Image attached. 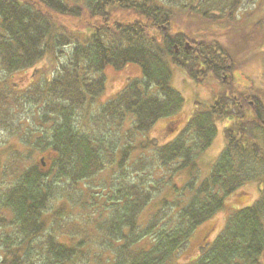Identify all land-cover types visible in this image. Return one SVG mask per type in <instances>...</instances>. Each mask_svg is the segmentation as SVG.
<instances>
[{
  "label": "trees",
  "instance_id": "obj_1",
  "mask_svg": "<svg viewBox=\"0 0 264 264\" xmlns=\"http://www.w3.org/2000/svg\"><path fill=\"white\" fill-rule=\"evenodd\" d=\"M187 1L0 0V70L7 75L0 80V172L9 182L0 193V264H171L249 180H258L260 199L232 213L191 264H264V148L249 135V126L264 135V100L237 90L236 61L219 41L173 27L181 13L229 21L245 0L226 2L221 16L200 12L210 0ZM42 62L49 76L37 79ZM173 66L194 79L212 75L222 90L175 140L157 146L147 135L159 120L164 137L185 121ZM107 68L138 74L84 124L79 116L105 92ZM31 69L25 86L10 79ZM233 116L239 120L226 128L224 150L197 187L195 179L178 186L177 175H127L136 151L131 173L153 160L170 172L195 167L217 134L214 119ZM122 142L119 175L97 185ZM163 192L160 208L146 217ZM102 199L104 210L92 218Z\"/></svg>",
  "mask_w": 264,
  "mask_h": 264
},
{
  "label": "rangeland",
  "instance_id": "obj_2",
  "mask_svg": "<svg viewBox=\"0 0 264 264\" xmlns=\"http://www.w3.org/2000/svg\"><path fill=\"white\" fill-rule=\"evenodd\" d=\"M230 0H210V3H206L203 7H199L200 12L205 10H210V15L221 16L225 13L226 4ZM185 2H188L185 0ZM227 2V3H226ZM264 3L262 0H245L238 12L235 14V18L226 21L225 19L218 23L215 19L209 20L203 16L192 15L190 18L178 15L177 22L173 27L176 31H182L188 33L193 31V34H197L200 37L209 40H217L222 46L228 50L236 61L237 68L234 71L235 77L237 79V90L240 91H251L261 96L264 100ZM176 21V19H175ZM229 22V23H227ZM227 23V24H226ZM188 45L191 46L190 42ZM37 79L44 78L48 74V71L44 70L43 62L37 66ZM34 70H23L13 74L10 79L17 83L18 85L25 86L31 82L32 74ZM47 72V74L45 73ZM204 73V69H202ZM138 74V71L134 72V76ZM106 77V90L97 100L88 102L87 106L81 112L79 119L85 124L87 118L91 115L96 114L100 109V105H103L112 99H114L117 93L122 90L133 78L129 72H118L112 68H107L104 71ZM5 75L0 70V80L4 79ZM141 75L139 76V78ZM171 85L176 90H178L184 97L185 104L182 111L178 116H184L185 121L178 125V130L169 132L165 137L162 136L164 132V119L159 120L151 132L147 135L153 137L157 140V146H162L165 143L175 140L182 130L185 128L188 121L193 116L195 110L201 109L206 110L213 103L214 98L222 90L221 83L214 78L212 75L201 76L197 75V79L190 77L185 74L180 68L173 66V77L171 80ZM133 115H129L126 120L123 129L128 130L131 128L133 123ZM238 117H225V118H215V124L217 126V134L213 140L212 145L197 155L195 159V167H187L186 169L179 172H170L167 168H163L160 163L153 160L151 166L144 170L143 172L131 173L130 165L134 162L135 156L140 154V151L132 152L130 159L125 163V168H127V175H153L154 178H159L160 175H177L174 178V183L178 186H184L188 181L195 179L197 187L205 178L208 177L213 165L217 161L221 152L226 146L225 130L230 127L233 123L238 122ZM177 124V123H176ZM176 124L174 128L176 127ZM254 128L249 126V135L252 139L258 141L262 144L264 148V135L260 131L255 129V135H253ZM146 136V137H147ZM145 137V138H146ZM139 137L137 141L145 139ZM135 141V144H137ZM124 142L116 147L115 159L111 165L107 166L98 176L94 179V182L103 186L108 181L109 175H114L116 177L119 175V170L117 167V161L120 157V150ZM151 149L155 146L151 145ZM148 155H152L148 153ZM0 160L3 158L0 156ZM0 193L9 183L6 175H1L0 172ZM243 192L248 194H243L240 198L232 195L225 199L224 208L219 211L215 216L200 224L188 242L183 245V247L178 251L175 261L171 264H191L196 262L202 252L207 249L215 240V238L223 230L229 216L237 210L254 205L261 197V192L258 187V180H249L241 188ZM167 189L165 192H168ZM163 192L161 195L157 196L151 203V205L146 208L144 215L149 216L156 209H159L161 200L164 197ZM103 200H98L100 207L91 208L90 212L95 209L97 214L92 216V218L98 219L99 212L104 208L101 206ZM169 200H175L174 196L169 195ZM59 204V203H57ZM104 205V204H103ZM56 204H52L47 210L46 214L52 215V207ZM102 207V208H101ZM102 213V211H101ZM106 212H104V217ZM103 217V218H104ZM102 222V218L99 219ZM93 233L99 232L92 228ZM105 236V232H100L98 237Z\"/></svg>",
  "mask_w": 264,
  "mask_h": 264
},
{
  "label": "water",
  "instance_id": "obj_3",
  "mask_svg": "<svg viewBox=\"0 0 264 264\" xmlns=\"http://www.w3.org/2000/svg\"><path fill=\"white\" fill-rule=\"evenodd\" d=\"M187 45H188V43H187ZM189 47H190V46L188 45V46H187V49H188ZM178 125H179V122L176 124V127H177Z\"/></svg>",
  "mask_w": 264,
  "mask_h": 264
},
{
  "label": "flooded vegetation",
  "instance_id": "obj_4",
  "mask_svg": "<svg viewBox=\"0 0 264 264\" xmlns=\"http://www.w3.org/2000/svg\"><path fill=\"white\" fill-rule=\"evenodd\" d=\"M166 126V122L164 123V127Z\"/></svg>",
  "mask_w": 264,
  "mask_h": 264
}]
</instances>
